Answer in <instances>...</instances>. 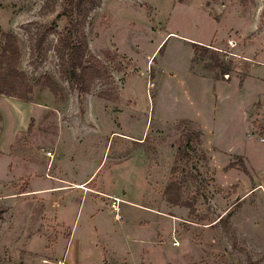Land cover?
<instances>
[{
  "label": "rangeland",
  "instance_id": "obj_1",
  "mask_svg": "<svg viewBox=\"0 0 264 264\" xmlns=\"http://www.w3.org/2000/svg\"><path fill=\"white\" fill-rule=\"evenodd\" d=\"M66 8L0 0L33 90L0 95V264H264V190L234 206L264 187V0H99L84 32L108 77L82 95L55 51Z\"/></svg>",
  "mask_w": 264,
  "mask_h": 264
},
{
  "label": "trees",
  "instance_id": "obj_2",
  "mask_svg": "<svg viewBox=\"0 0 264 264\" xmlns=\"http://www.w3.org/2000/svg\"><path fill=\"white\" fill-rule=\"evenodd\" d=\"M98 4L99 0H67V8L62 14L67 19V26L62 33L58 34L55 46L61 68L79 95L89 94L96 81L108 77L105 66L89 52L84 32L87 17L90 11ZM61 17L58 16L57 19L60 20ZM54 31L53 28H49L36 32L32 46V56L37 58L43 54L45 42L49 34L51 32L54 33ZM3 39L4 42L0 48V95L27 102L30 100L33 90L25 74L18 69L20 50L17 38L13 34L6 33L3 35ZM192 47L196 56H203L208 49L198 44H192ZM208 68H220L219 61L215 60V63L209 64ZM36 83L41 88L49 89L55 95L59 91V86L48 76L40 78ZM182 135L186 143L183 149H179L178 157L184 160L188 157L187 150H192V143H200V134L184 131ZM243 171L247 172L245 167H243ZM180 192L181 187L174 181L168 184L165 189L166 195L169 196V202L175 205L181 203ZM238 204L239 201H236L234 206ZM226 219H229V215L225 218L221 217L218 221L225 228L228 225ZM227 228L228 231L229 227ZM249 264H259V262L249 261Z\"/></svg>",
  "mask_w": 264,
  "mask_h": 264
},
{
  "label": "crops",
  "instance_id": "obj_3",
  "mask_svg": "<svg viewBox=\"0 0 264 264\" xmlns=\"http://www.w3.org/2000/svg\"><path fill=\"white\" fill-rule=\"evenodd\" d=\"M217 132H220V130L217 131ZM216 136H217V135H216ZM242 155H243V157H244V165H245V167H246V169H247V172L250 173V172L253 171V173H254L255 170H254V166H253L252 163H251L250 156H248V153H246V152H244ZM249 171H250V172H249ZM250 174H251V173H250ZM84 184H85V183H79V184L74 185V186H75V187H76V186H82V185H84ZM84 186H85V185H84ZM258 187H261V189L264 190V187H263L261 184H258V185H255V186H252L251 188L245 190L244 193H243L242 195L238 196V198H239V200H238V201H239V204H240L241 200L246 199V198L248 197V195H249L253 190H255V189L258 188ZM58 189H59V188H58ZM79 189H80V188H79ZM232 217L234 218L233 213H232ZM234 219H235V218H234ZM235 221H238V220L235 219ZM234 227H235V226H234Z\"/></svg>",
  "mask_w": 264,
  "mask_h": 264
},
{
  "label": "built area",
  "instance_id": "obj_4",
  "mask_svg": "<svg viewBox=\"0 0 264 264\" xmlns=\"http://www.w3.org/2000/svg\"><path fill=\"white\" fill-rule=\"evenodd\" d=\"M47 155L51 157V154H50V153H48ZM58 264H63V263H62V262H60V263H58Z\"/></svg>",
  "mask_w": 264,
  "mask_h": 264
},
{
  "label": "bare ground",
  "instance_id": "obj_5",
  "mask_svg": "<svg viewBox=\"0 0 264 264\" xmlns=\"http://www.w3.org/2000/svg\"><path fill=\"white\" fill-rule=\"evenodd\" d=\"M75 188H80V189H81V188H83V187H82V186H76ZM116 201H117V200H116Z\"/></svg>",
  "mask_w": 264,
  "mask_h": 264
}]
</instances>
